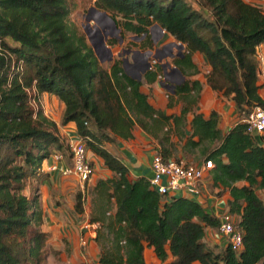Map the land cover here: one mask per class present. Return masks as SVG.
Listing matches in <instances>:
<instances>
[{
    "label": "trees",
    "instance_id": "1",
    "mask_svg": "<svg viewBox=\"0 0 264 264\" xmlns=\"http://www.w3.org/2000/svg\"><path fill=\"white\" fill-rule=\"evenodd\" d=\"M94 8L115 22L121 37L141 38L142 50L152 48L154 25L184 46L172 61L184 80L166 94L167 108L181 104L179 114L154 108L141 91L163 77L160 65L137 81L121 59L108 67L98 61L84 32L69 21L72 0H0V264L43 263L48 234L41 230L44 213L33 182L48 178L41 166L53 154L72 164L57 125L32 107V87L35 97L58 99L61 126L73 123L87 153L111 174L94 186L98 203L89 223L98 224L97 264H147L145 248L161 264H264V201L257 194L264 193V147L242 123L223 135L216 112L207 118L197 113L202 85L188 78L199 74L192 62L198 53L209 67L207 86L231 100L239 117L264 109L257 62L264 10L243 0H95ZM135 127L157 143L154 152L165 159H172L176 136L186 138L184 148H199L203 161L214 163L211 189L228 193L226 208L242 234L239 252L205 242L218 220L200 201L161 196L146 178H130L111 150L117 140L133 138ZM77 198L75 211L82 214Z\"/></svg>",
    "mask_w": 264,
    "mask_h": 264
},
{
    "label": "rangeland",
    "instance_id": "2",
    "mask_svg": "<svg viewBox=\"0 0 264 264\" xmlns=\"http://www.w3.org/2000/svg\"><path fill=\"white\" fill-rule=\"evenodd\" d=\"M72 2L74 4V10L69 15V21L71 24L82 32L85 26H88L91 30H95L96 28V30L99 31L100 36L105 40L107 48L112 51L113 59L111 62L105 61L102 63L104 67H108L113 61L121 59L122 61H126L125 70L132 76H136L140 73V70L137 69V67H132L134 64L131 58L132 52H139L143 58H146L147 61L152 63L153 67L156 64L164 63L165 60L170 63L172 61L171 59L175 58V55L177 54L175 49H172L171 52L174 56L173 58L167 56L169 54V44L175 42L170 36L161 34L157 29L150 30L153 41L152 48L150 50H142L141 38H137L130 33H123V37H121V32L114 34L106 27L107 24L104 22L99 23L96 14L91 13L88 15L89 9L94 7L95 0H72ZM86 16H89L88 21H86ZM120 39H122L121 44H119ZM113 40L116 44H110ZM154 56H156V59ZM159 58H161V62L159 61ZM172 80L176 84L181 82L178 77ZM165 83H167V81H163L161 85ZM164 92L168 93L167 90H164ZM32 98H34L32 107L35 110L37 108H41L44 115L57 125L60 137L66 141L68 136L73 133V129L71 127L61 126L63 109L58 99L49 94H44L38 97H34V95H32ZM175 138L176 136H173L171 140V150L174 155L180 153L183 154L186 159L191 160L193 158L194 160L197 159L195 162H203L199 148L187 150L181 144L182 141L179 140V143V141H176ZM94 165L95 164L92 162L93 175L90 180L86 182L83 190L74 179H65L56 176L55 182L51 184L49 183V186L51 185L50 188H52L50 201L53 205L55 204V207L60 209V214L58 212V215H60V217L62 216L63 224H59L61 227V229L59 228V233L62 235L54 236V233L48 234V241L45 247L46 255L42 264H97L100 253L99 246L94 239L90 240L89 236L92 232H95L96 235V230L90 226L86 229L85 223L90 225L89 219L91 212L96 203H98L96 201L97 198L94 192V186L98 180H105L109 178L110 173L107 172L105 167L101 166L97 168ZM78 194H80L82 201V214H78L75 211ZM257 194L264 201V193L262 191H258ZM176 195L177 198L180 196L178 193ZM215 197L218 198V195H215ZM45 222L44 229L46 230L48 222ZM41 230H43V227ZM86 231H89V234H87L86 237L87 247L82 248L80 247L78 240L80 237L86 236ZM205 242L210 247H216L218 249L222 246L221 244L224 243L218 229L211 228L206 231ZM146 262L147 264H161L157 260H154L151 255L149 256V254H146Z\"/></svg>",
    "mask_w": 264,
    "mask_h": 264
},
{
    "label": "crops",
    "instance_id": "3",
    "mask_svg": "<svg viewBox=\"0 0 264 264\" xmlns=\"http://www.w3.org/2000/svg\"><path fill=\"white\" fill-rule=\"evenodd\" d=\"M243 1L249 5H253L255 7H258L264 10V0H243ZM257 53L258 55L264 58V43L258 47ZM171 60L173 61V59ZM172 61L170 62V65L171 67H174ZM165 62L166 60L164 61V63ZM192 62L194 65L197 66L199 70V74L194 75L192 77H188V78L190 80H198L202 85L201 98L197 105L196 112L202 114L205 118H207L211 112L213 111L216 112L219 116L218 128L221 131V133L225 135L234 125L240 122V117L238 116V112L236 110L235 104L231 100L224 98L221 95H218L217 93L213 92L207 86L204 76L205 74L208 73L209 67L205 63L203 57L200 54L198 53L194 54L192 57ZM261 66H264V63L263 64L258 63V68ZM176 77L178 76H172L168 74L166 76L163 75V77H161L160 80H158L156 83L152 85H144L141 88V91L143 93L149 94V103L154 108L163 111L167 115L179 114V110L181 106V104H178V105H174V107L172 108L166 107L167 105V95L166 94L167 93H165L164 90H166L165 89L166 86L170 85L171 81H173L172 79H175ZM163 81H167V83L161 85ZM259 95L261 99L264 101V87L260 88ZM62 109H63V105H62ZM191 119H192V115H189L188 122H190ZM64 127H71L73 129V133L68 136V139L71 136L76 135L75 126L73 123H70ZM189 129H190L189 127L185 129L187 132V137L188 135H190ZM172 138L173 136L171 137V140ZM254 138L257 141L258 145L264 147V134L255 135ZM68 139L65 141L66 143ZM175 139L176 141L181 140L182 141L181 144L183 146L186 143V138L184 137L181 139H178L176 137ZM193 140L196 141V138H193ZM157 147L158 145L153 139L149 138L138 127H135L133 130V138L129 140H117L116 146L114 147V149L112 148L113 150L111 151H113L119 158H121L123 163L127 166L129 170V176L131 179H136L138 177H144L147 180H149L152 177V172L150 170V162H151L152 155L154 153V149ZM171 156H172V159L179 158V159H183L187 161L185 156L180 153L176 155L172 153ZM88 157H89V160L95 164L94 165L95 167L97 168L101 166L104 167L103 162L99 158L95 157L91 153H88ZM65 163L66 161L64 158V162L57 164L58 165L57 171H49V168L54 164V161L49 157L47 160H45L42 163V166H41V172L47 174L48 178L40 182H37V183L33 182V184L36 185V186L34 185V187L36 188L37 194L39 195V200L41 202L42 210L44 213L42 231L47 234L54 233L53 234L54 236L62 235L59 233L60 232L59 228L61 229L59 224H63L62 223L63 218L62 216L60 217V215H58V212L60 209L58 207H55V204L53 205L52 202L50 201L51 196H52V192H51L52 188H50L51 185L49 186V183L50 184L54 183L56 176L64 178L60 175V169L63 167ZM201 163L202 162H195L194 164H201ZM107 172L109 171L107 170ZM65 179H74V178L70 177V178H65ZM78 184L80 185V188L83 190L85 185L82 186L79 182ZM215 195H218V189H214V190L211 189V172H210L209 177L205 180V183L201 189L202 207L206 209L209 213H211L215 218H217L216 216L217 210L226 208V204L229 199V196L227 192L224 193L222 196L218 195V198H216ZM173 196L177 197L176 194H174ZM179 197L191 199L190 197L184 196L183 194H180ZM194 200H197V199L194 198ZM45 221L48 222L47 223L48 227L46 228V230L44 229L45 223H46ZM49 223H50V226H49ZM85 224H88V223H85ZM87 234H89V231H86L85 237H87ZM91 239L93 240L95 239V237H90V240ZM221 245L224 246V243ZM146 254H149V256L151 255V257H153L154 260H157L152 248H145V251H144L145 261H146Z\"/></svg>",
    "mask_w": 264,
    "mask_h": 264
},
{
    "label": "built area",
    "instance_id": "4",
    "mask_svg": "<svg viewBox=\"0 0 264 264\" xmlns=\"http://www.w3.org/2000/svg\"><path fill=\"white\" fill-rule=\"evenodd\" d=\"M259 64L264 63V58L257 56ZM258 77L260 84L264 87V66L258 68ZM30 95L36 96L34 87L30 90ZM34 98L31 100L33 106ZM240 123L245 126L248 135L254 137L258 134H264V109L254 107L251 110L244 111L240 115ZM67 148L71 156V166L64 164L60 169V175L64 178H74L82 186L86 184L93 175V167L85 149L84 142L77 136H71L67 143ZM50 158L54 164L49 171H57L59 163L64 162L62 154H53ZM212 161H204L201 164L187 163L180 159H165L161 154L153 153L150 170L152 177L148 180L150 187L161 196H170L174 194H183L191 199L196 198L202 203L201 189L210 172L214 169ZM218 231L225 244L229 245L234 252L242 249V234L235 217L228 212L227 208L217 210ZM96 230L98 224L85 225ZM95 232L90 237H95ZM80 247H87L86 237L79 238Z\"/></svg>",
    "mask_w": 264,
    "mask_h": 264
},
{
    "label": "water",
    "instance_id": "5",
    "mask_svg": "<svg viewBox=\"0 0 264 264\" xmlns=\"http://www.w3.org/2000/svg\"><path fill=\"white\" fill-rule=\"evenodd\" d=\"M94 13L96 14V16L98 17V21L100 22H104L107 28L110 29V31H112L114 34H118L120 32L119 29H117L115 22L105 13V12H101L99 10H97L96 8H90L88 11V15ZM88 17L86 16V21H88ZM153 29H157L161 34H164V31L157 25H154L151 30ZM83 32L87 38L88 43L90 44L96 58L98 59V61L102 64L105 61L107 62H111L113 59V54L111 49L107 48L106 44H105V40L100 36L99 31L96 30H91L88 26H85L83 28ZM112 35V34H111ZM122 39H120L119 44H121ZM169 54L167 55L170 58H173L174 56L172 55V49H175L177 52V54L175 55V57H181L182 53L184 51V46L174 42L169 44ZM129 53V52H128ZM151 53V52H149ZM132 60L134 62V64L132 65V67H137V69L140 70V73L137 74L136 76H132L130 73H128L126 70V73L128 75L131 76V78H133L134 80L140 81L142 75H144L147 71L151 70L153 68L152 63H150L149 61H147L146 58H143V56L135 51L132 52ZM154 58L156 59V56H154ZM158 60V59H157ZM159 61L161 62V58H159ZM125 63L126 61H124V68H125ZM163 70V75L166 76L168 75H172V76H178L181 80V82H183L184 77L181 75V73L179 72V70L175 67H171L170 63L166 62L165 63H161L159 64ZM179 84V83H178ZM177 85L176 83H174V81H171L170 85L166 86V90L167 92H172L174 86Z\"/></svg>",
    "mask_w": 264,
    "mask_h": 264
}]
</instances>
